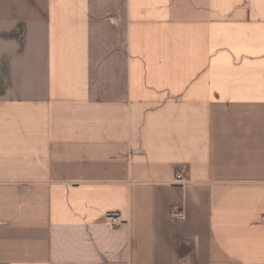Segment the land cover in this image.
<instances>
[{
	"label": "crops",
	"instance_id": "0c3cea01",
	"mask_svg": "<svg viewBox=\"0 0 264 264\" xmlns=\"http://www.w3.org/2000/svg\"><path fill=\"white\" fill-rule=\"evenodd\" d=\"M263 217L264 0H0V264H264Z\"/></svg>",
	"mask_w": 264,
	"mask_h": 264
},
{
	"label": "built area",
	"instance_id": "2783aa9c",
	"mask_svg": "<svg viewBox=\"0 0 264 264\" xmlns=\"http://www.w3.org/2000/svg\"><path fill=\"white\" fill-rule=\"evenodd\" d=\"M176 181L178 184H183L185 182V180H184V169L178 170V172L176 174ZM110 218H111L113 226L118 227L121 225L119 218L116 215H112ZM178 218L180 220H184L183 214H178ZM263 220H264V217H263Z\"/></svg>",
	"mask_w": 264,
	"mask_h": 264
}]
</instances>
